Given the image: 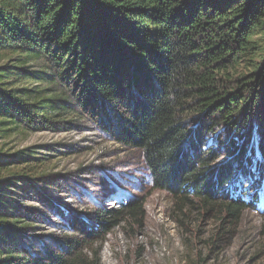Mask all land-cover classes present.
I'll return each instance as SVG.
<instances>
[{"label":"trees","instance_id":"trees-1","mask_svg":"<svg viewBox=\"0 0 264 264\" xmlns=\"http://www.w3.org/2000/svg\"><path fill=\"white\" fill-rule=\"evenodd\" d=\"M80 120L139 150L177 212H219L212 251L244 209L264 212V0H0V264H100L106 235L141 223L134 198L70 217L54 249L15 242L39 211L16 190L52 177L4 141Z\"/></svg>","mask_w":264,"mask_h":264},{"label":"rangeland","instance_id":"rangeland-1","mask_svg":"<svg viewBox=\"0 0 264 264\" xmlns=\"http://www.w3.org/2000/svg\"><path fill=\"white\" fill-rule=\"evenodd\" d=\"M246 130L247 124L244 135ZM220 131L217 128L212 134ZM223 138L224 132L214 146L219 153L229 148ZM4 142V150L10 151L34 147L37 156L45 159L44 172L52 177L43 185L16 190L17 200L39 210L27 218L34 228L14 236L16 243L32 251L44 246L54 249L55 236L72 234L67 224L70 217L88 218L98 208L117 207L136 198L143 202L141 223L126 221L112 229L99 249L100 264H264V212L260 207L244 209L232 236L221 239L211 251L210 241L221 226L222 215L204 212L197 198L194 207L184 214L177 212L173 197L154 189L141 152L117 144L89 120L77 121L69 129L20 134ZM217 196H222L221 190ZM21 212L26 210L21 208Z\"/></svg>","mask_w":264,"mask_h":264}]
</instances>
